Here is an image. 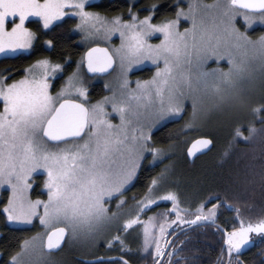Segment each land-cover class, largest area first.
Here are the masks:
<instances>
[{
  "label": "snow or ice",
  "instance_id": "snow-or-ice-1",
  "mask_svg": "<svg viewBox=\"0 0 264 264\" xmlns=\"http://www.w3.org/2000/svg\"><path fill=\"white\" fill-rule=\"evenodd\" d=\"M181 2L176 0L174 19L155 23L159 6H147L143 11L148 14L141 18L137 0H129L127 18L110 19L87 11L89 0H0V54L4 56L33 48L38 33L27 26L31 18H38L43 31L54 30L56 22L67 23L66 17H77L76 29L86 36H102L108 41L118 36L121 42L112 52L88 48L66 79L65 65L49 59L36 60L19 77L15 69L0 71V189L10 192L0 212L7 222L33 225L36 221L43 228L25 239L20 251L10 253L7 264H39L31 258L32 252L60 249L66 237L67 242L90 243L105 237L106 247L116 244L131 253L121 233L134 225L143 230L142 250L152 256L154 249L153 264H161L165 256L168 259L163 264H171V253L156 235L158 229L167 245L170 223H158L157 218L175 215L180 222L196 224L216 216L221 205L214 201L219 196L201 200L192 209L181 208L178 195L166 187L167 167L149 181L140 198L132 197L134 214L120 215L127 205L123 197L138 178L147 155L153 163L165 155L152 141V129L158 123L182 119L189 101L195 116L206 97L215 98L219 106L223 94L243 88L253 78L246 59L249 52L258 56L264 79V34L255 39L249 35L256 22L264 25V0H219L213 5L187 0V10ZM182 19L190 24L183 31ZM238 19L244 22L243 30L237 27ZM153 37L160 43H150ZM45 43L53 46L51 40ZM237 54L245 59L238 61ZM144 60L155 66L152 77L130 80ZM222 61L228 63V71L219 67L205 70L210 63ZM84 65L93 74L117 73L119 94L91 103L80 75ZM58 75L63 83L57 90ZM254 111H264V105ZM114 117L119 123L113 122ZM248 131L250 136L257 132L254 127ZM235 136L243 137L239 128ZM188 143L186 154L195 157L203 149L210 150L213 141L201 137ZM37 175L46 176L42 189L46 199L32 198ZM114 201L116 212L110 207ZM160 201H170L171 211L147 216ZM182 212L194 219L185 220ZM252 233L264 237V218L240 220L238 228L227 232V247L217 264H244L239 257ZM99 261L97 257L93 264ZM113 264L130 262L121 256Z\"/></svg>",
  "mask_w": 264,
  "mask_h": 264
},
{
  "label": "trees",
  "instance_id": "trees-1",
  "mask_svg": "<svg viewBox=\"0 0 264 264\" xmlns=\"http://www.w3.org/2000/svg\"><path fill=\"white\" fill-rule=\"evenodd\" d=\"M156 4L159 10L154 18L155 23L165 19L175 18L176 0H137L136 9L140 11V17L148 13L143 11L149 5ZM185 4L181 2V7ZM129 0H101L92 5V9L103 14L107 18L124 16L127 18ZM76 20L67 19V23H58L53 29L41 31V26L37 22H32L34 32L38 33L33 49L29 54H19L13 57L0 59V71L4 69L17 70V77L23 68L31 65L38 59H49L65 65L63 77L71 74L82 56L87 51L81 44V37L74 32ZM30 25V24H29ZM60 25V26H57ZM46 33V34H45ZM264 33V25L254 27L250 32L252 37H257ZM51 40L53 46L49 47L45 41ZM155 68H144L135 72V77L146 80L152 77ZM90 78V77H87ZM63 79L57 78L55 87L58 89ZM89 100L97 102L109 94V90L103 82L87 81ZM264 104H258L249 109L248 114L240 119H235L236 124L229 128V133L224 139L212 135H199V137H209L213 140V149L198 157L194 163H190L185 150L182 155V167L191 174V177L202 186L201 200L209 197L219 196L218 216L211 225H200L179 234L180 229L174 233V238L169 239L170 246L176 248L177 263L171 264H217L225 246V234L239 225L238 217L248 221L256 222L264 218V111L257 112L254 109ZM191 117V107L188 106L182 119L169 121L160 126L152 133V141L157 148L163 150L171 147L180 136L186 135L185 127L189 124ZM249 127H254L257 132L250 136ZM239 128L243 137H236L235 130ZM165 165V160L158 164L150 163V155L147 156L143 167L139 171L138 178L128 189L132 194L140 198L146 186L153 177H157ZM5 192L3 200L0 202V209L7 201ZM229 205L231 207H229ZM168 204L154 207L153 213L168 211ZM211 207V204L208 205ZM0 264H7L9 254L20 251L19 245L25 239L33 236L37 227L16 228L5 224L4 216L0 212ZM177 234V236H176ZM179 234V235H178ZM244 264H264V239L242 251L239 257ZM166 260V259H165ZM75 264H88L84 260H76ZM147 261V260H146ZM143 261V262H146ZM112 262H101L99 264H113ZM132 264L140 262L130 261ZM151 264V261H148ZM163 264V263H162Z\"/></svg>",
  "mask_w": 264,
  "mask_h": 264
},
{
  "label": "rangeland",
  "instance_id": "rangeland-1",
  "mask_svg": "<svg viewBox=\"0 0 264 264\" xmlns=\"http://www.w3.org/2000/svg\"><path fill=\"white\" fill-rule=\"evenodd\" d=\"M101 0H89L90 7H87V11L97 13L102 17H105L103 14L95 11L92 9V5L99 3ZM185 4L183 8L187 10V0H182ZM201 4L204 5H213L219 0H199ZM206 12H213V9H206ZM32 22H36L38 18H31ZM67 19H74L76 20V24L74 26V32L80 35L81 37V44L84 47L85 50H88L90 47L94 46H101L108 48L111 52L114 48L120 46V40L118 36H114L111 38V41L105 40L102 36H94V37H88L85 35L84 32H81L76 29V25L80 23L79 19L77 17H66ZM110 19V18H109ZM61 22H56V24ZM54 24V25H56ZM243 24L244 22L241 19L237 20V27L243 30ZM53 25V26H54ZM28 27L32 29L31 23L30 25L27 24ZM41 26V25H40ZM261 26L259 22H256L253 26L257 27ZM263 26V25H262ZM190 27V24L185 22L183 19L181 20V31H183L184 28ZM252 29V30H253ZM33 30V29H32ZM249 31V35L250 32ZM264 34V33H262ZM261 34V35H262ZM260 36V35H259ZM258 37V36H257ZM255 39L256 37H252ZM35 42V41H34ZM33 42V46H34ZM150 43L158 44L160 43V39L153 37L150 40ZM33 49V48H32ZM32 49L28 50L27 52L23 53H15V54H9L8 56H4L3 54H0V59L4 57H13L15 55L19 54H29L31 53ZM237 60H243L245 57L242 54H237ZM247 65L248 67L253 71V78L246 82L245 86L243 88L236 87L234 89L229 90L227 93L223 94V103L217 106L216 99L215 98H208L206 97L203 104L199 105L196 111V115L193 116V110L191 108V117L189 121V126L187 127V133L186 135L180 136L179 140L176 141L171 147L165 150V155L161 160H157L155 163L152 162V157L150 155V163L153 165L158 164L161 161L165 160V165L162 168V171L167 167L169 171L167 172V182L166 187L169 188L171 191L175 192L180 201V207L185 209H192L193 206L201 201V189L202 186L199 185L195 179L191 177V174L187 173L185 169L182 167V155L185 150L189 146V141H193L192 139L199 135H216L220 139H224L227 134L229 133V128L236 124L235 119H240L242 116H246L248 114L249 109L256 107L258 104H264V79L261 78L260 70H259V58L256 54H253L249 52L247 54ZM52 61V60H51ZM81 61V60H80ZM53 63H58L55 61H52ZM219 67L223 71H228L229 65L226 61L220 62L219 65L215 63H210L208 67L205 70H210L211 68H217ZM144 68H155V66L148 60L142 61L136 68V70L130 74V80L135 81L138 78L135 77V72L144 69ZM76 71V69L74 70ZM73 71V72H74ZM70 75V74H69ZM80 75L84 80L85 85L87 84V81L89 80L91 83L93 82H103L105 85H108L107 89L109 90V94L107 96H112L114 93L117 95L120 91V83L119 79L117 77V73H112L111 75L107 77H90L85 73L84 66L80 69ZM58 77H60L58 75ZM57 77V78H58ZM150 79V78H149ZM141 80V79H139ZM55 83V82H54ZM87 87V85H86ZM132 87L134 88L135 85L133 84ZM59 89V88H58ZM57 89V90H58ZM89 99V96H88ZM92 103V102H91ZM96 103V102H93ZM190 106V101L188 102ZM191 107V106H190ZM187 108V107H186ZM111 111V108L108 109ZM186 110V109H185ZM179 118H172V119H166L162 123H158L153 129L152 133L158 129L160 126L168 123L169 121H173ZM114 123H119L118 118H113ZM157 148V147H156ZM161 149V148H159ZM163 150V149H162ZM148 156V155H147ZM46 180V176L44 175H37L35 179V185H34V192L32 194V198H40V199H46V195L42 194L43 189V183ZM135 182V181H134ZM133 182V184H134ZM132 184V185H133ZM36 185H39V187H36ZM130 185L129 188L132 186ZM5 192L7 193V198L10 196V192L5 191L3 189H0V202L4 198ZM163 194V193H162ZM134 195L130 194L129 191H126L124 195V199L127 201V205L121 209L120 215L121 217L127 218L134 214L135 212V202L132 200V197ZM6 198V199H7ZM6 204V203H5ZM162 204H168V211L170 212L172 209V203L170 201H160L159 205ZM113 212H116L115 207V201L113 204L110 205ZM3 214V213H2ZM4 216V222L6 225L16 228H28V227H37L36 233L33 235L35 236L37 233L42 232L43 228L42 226L34 221L33 225H26L23 223H12L7 222L5 214ZM147 216H157L158 212L153 213L152 211H149ZM147 216H142L141 218L144 220H147ZM181 216L184 217L185 220L194 219L192 216H188L187 213L182 212ZM218 216V210L216 216L213 218L215 221ZM213 220H209L212 221ZM240 220L248 221L245 218L238 217V222ZM170 223V227L166 230V236L165 239L169 242V239L171 237L174 238V232L176 230H184L185 228L193 225L186 222H180L179 220H176L175 215L167 216L163 219L157 218L158 223ZM172 221H176L175 223H171ZM252 222V221H251ZM214 223V222H213ZM239 225L237 226V228ZM224 230V229H223ZM174 231V232H173ZM225 231V230H224ZM222 231V232H224ZM232 231V230H231ZM230 232V231H229ZM180 234V233H179ZM225 246L226 245V239H227V233L225 231ZM1 235V230H0ZM122 237L126 239V243L129 248L132 249L133 252L131 254H127L124 251H122L118 245L114 244L111 248H108L105 246L104 239L105 237H101L99 240H97L95 243L90 242H67L66 246L63 250L57 253L46 251V249L41 252L40 249H35L32 254L31 258L34 260H38L39 264H75L74 258L76 260H91L97 257H112V256H118L122 255L125 256L129 261H135L140 262V264H143V261L147 260L149 257H152L151 264H153V257H154V249L152 250L153 255L149 256L147 253H145L142 250V244H143V230L139 226L134 225L133 229H128L127 233H121ZM157 239L159 240L162 247H165L166 249L169 247V243L165 245L164 239H161L159 237V231L156 230ZM31 236V237H33ZM107 236V234H106ZM177 236V234H176ZM30 237V238H31ZM28 238V239H30ZM264 237L261 235L252 233L250 234V242L245 245L242 248V251L248 249L250 246L260 242ZM167 251V250H166ZM1 256V254H0ZM165 258H162L161 264ZM103 263V262H102ZM131 263V262H130ZM99 264V263H98ZM132 264V263H131ZM145 264V263H144Z\"/></svg>",
  "mask_w": 264,
  "mask_h": 264
},
{
  "label": "water",
  "instance_id": "water-1",
  "mask_svg": "<svg viewBox=\"0 0 264 264\" xmlns=\"http://www.w3.org/2000/svg\"><path fill=\"white\" fill-rule=\"evenodd\" d=\"M94 47L106 48V47H101V46H94ZM108 50H109V49H108ZM109 52H111V51L109 50ZM84 69H85L86 74H87L89 77H106V76L110 75V74H104V73H101V74H93V73H90V72L87 71L86 65H84ZM199 138H201V137H199ZM203 138L211 139V138H209V137H203ZM196 139H198V138H196ZM194 140H195V139H194ZM211 140H212V139H211ZM212 141H213V140H212ZM188 147H190V144H189ZM209 148H210V150H209V149H203V150H201V152L198 153L197 156H195V157H189V156H187V154H186V156H187L189 162H190V163H194L195 160H196L198 157H201V156H203V155L209 153V152L213 149V143H212V145L209 146ZM212 223H213L212 221H198L196 224H193V225H191V226L185 228L184 230H181L179 233H182V232H184V231L190 230V229H192V228H194V227H197V226H200V225H211ZM224 233H225V231H224ZM66 243H67V237H66ZM66 243H64V244L61 246L60 249H57V250H51V251H49V250L46 249V251L53 252V253L60 252L61 250H63V249L65 248ZM99 258H101V261H99L98 263H101V262H111V261H114L116 258H119V257L112 256V257H99ZM96 261H97V258H94V259H91V260H84V262H86V263H88V264H93V262H96Z\"/></svg>",
  "mask_w": 264,
  "mask_h": 264
},
{
  "label": "flooded vegetation",
  "instance_id": "flooded-vegetation-1",
  "mask_svg": "<svg viewBox=\"0 0 264 264\" xmlns=\"http://www.w3.org/2000/svg\"><path fill=\"white\" fill-rule=\"evenodd\" d=\"M179 235V234H178ZM173 239V238H172ZM169 243V247L166 249L167 251V253H171V263H177V261L180 259V257H177V249L176 248H174V247H171L170 246V242H168ZM133 252V251H132ZM127 254H131V253H127ZM122 255H118L117 257H121ZM124 257V259H126V260H128L129 261V259H127L125 256H123ZM154 258V257H153ZM166 260L168 259V256H165L164 257ZM152 259V257H149L148 259H147V261L146 262H143V264L145 263V264H149L148 263V261H150ZM145 261V260H144ZM130 262V261H129Z\"/></svg>",
  "mask_w": 264,
  "mask_h": 264
}]
</instances>
